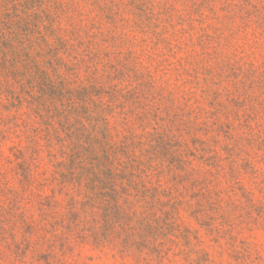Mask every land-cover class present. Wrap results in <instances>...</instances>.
Segmentation results:
<instances>
[{
  "label": "rangeland",
  "instance_id": "1",
  "mask_svg": "<svg viewBox=\"0 0 264 264\" xmlns=\"http://www.w3.org/2000/svg\"><path fill=\"white\" fill-rule=\"evenodd\" d=\"M108 1L54 0L64 25L90 17L104 35L98 41H109L88 66L98 63L120 88L142 84L160 103L147 130L174 136L182 159L163 178L172 198L153 201L162 228L155 246L164 253L65 238L33 252L17 249L19 234L0 237V264H264V0H113L114 23L102 11ZM2 74L0 66L5 81ZM7 104L0 99L5 122L13 117ZM11 132L0 155L28 156L26 139ZM40 171L51 178L53 169L44 161Z\"/></svg>",
  "mask_w": 264,
  "mask_h": 264
},
{
  "label": "trees",
  "instance_id": "2",
  "mask_svg": "<svg viewBox=\"0 0 264 264\" xmlns=\"http://www.w3.org/2000/svg\"><path fill=\"white\" fill-rule=\"evenodd\" d=\"M108 3L102 11L114 23L116 4ZM62 15L54 0H0V99L13 112L9 122L0 120V138L13 130L29 151L0 155V237L21 234L17 249L33 252L41 242L65 238L121 241L160 255L155 242L162 228L153 201L172 198L163 178L182 163L172 151L174 136L147 130L160 103L142 84L129 80L123 89L111 74L104 80L98 63L88 66L87 59H99L109 43L98 41L104 35L95 33L97 22L78 15L64 25ZM44 161L51 178L40 171Z\"/></svg>",
  "mask_w": 264,
  "mask_h": 264
}]
</instances>
